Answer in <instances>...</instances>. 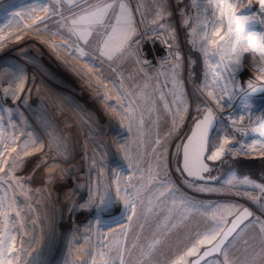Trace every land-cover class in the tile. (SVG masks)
I'll list each match as a JSON object with an SVG mask.
<instances>
[{
  "label": "rangeland",
  "instance_id": "374dc122",
  "mask_svg": "<svg viewBox=\"0 0 264 264\" xmlns=\"http://www.w3.org/2000/svg\"><path fill=\"white\" fill-rule=\"evenodd\" d=\"M232 2L260 8V0ZM217 3L220 0H211V6L209 0H48L51 11L37 8L29 15L36 0H0V60L23 39L1 42L20 25L23 28L22 21L28 18L27 30L43 34L52 49L109 95L101 102L108 103L115 116L111 131L115 138L97 135L94 141L89 122L94 121L102 134V120L93 106L70 101L87 122H74L68 111L74 128L87 136L82 139L85 146L72 144L71 134L50 116L47 105L13 74L27 79L28 70L23 67L19 75L14 66L0 67V235L10 230L14 238L5 264H82L89 259L85 252L89 248L93 264H173L181 257L190 264L243 207L254 209L264 196V137L252 131L264 128L260 123L264 112L258 110L264 104V90L254 91L264 76V35L257 31L241 38L253 41L251 45L236 43L235 25L229 32L224 9L217 10ZM121 4L131 16L133 31L109 60L101 55L103 41ZM105 5L111 7L103 23L93 25L86 40L70 30L74 19ZM33 39L29 34L24 40ZM186 41L195 44L202 64L199 76ZM225 86L234 99L231 107L221 108L216 93ZM245 104L252 106L251 112ZM208 107L217 118L213 134L218 126L223 130L222 139L210 150L212 134L207 154L211 167L207 175L215 179L201 182L183 172L181 152L194 121ZM234 109L238 111L230 116ZM221 146L220 157L208 159ZM242 156L253 157L256 164L241 168V173L229 170L227 163ZM219 159L222 164H216ZM129 201L135 209L125 208ZM221 218L219 235L211 243L199 244ZM250 222L221 254L201 264H264L250 253L244 256L248 259L230 256L228 249ZM241 242L239 246L250 252V242L244 238ZM194 244L198 251L187 255Z\"/></svg>",
  "mask_w": 264,
  "mask_h": 264
},
{
  "label": "bare ground",
  "instance_id": "6f19581e",
  "mask_svg": "<svg viewBox=\"0 0 264 264\" xmlns=\"http://www.w3.org/2000/svg\"><path fill=\"white\" fill-rule=\"evenodd\" d=\"M27 19L22 21V23H24L23 28L20 25L18 31L15 32L11 38L3 40L1 42L2 45H7L11 42H14L13 40H17L20 37H22L23 39H21L22 41H15V46H12L11 49L3 52V54L1 55L3 56V58L0 60V67L8 69L9 66L13 69L14 66L18 69L19 75L21 74V70L23 69V67H25L24 71L28 70L30 77L27 79H23L21 76L18 77L16 72H14L13 74L16 75V77L20 79L22 83H28L27 85L30 86L29 89L34 92V98L38 102L41 101L47 105V108H49L51 110V113L53 114H50V116H53L54 120H56L55 117H57V121L61 123L63 130H66L68 134H71L72 144L77 145L79 142H81L85 146V143L82 139L85 140V138L87 137L84 135V133H82L83 131L77 130V128L75 129V125L72 122H76V120L85 123L87 122L85 119H83L82 121L79 115L75 113L74 107H72L71 103H69L70 101H78L81 106H93L95 113L102 120L103 126L105 127V131L102 132V134L94 121L89 122V125L92 127L90 130L94 133L92 134V138H94V141L97 138V135L103 137V139H107L108 136L109 138H115V136L111 132L115 128L112 122V120L114 121L115 119V116H113L114 111L109 107V105H107L108 103L101 102L105 97H109V95L103 92L100 86L97 85L96 81L86 72H84V70L82 71L78 66H76L72 61L68 60L56 49V51L54 50V48L52 49V47L44 41L43 34L39 33V35L36 32H31V29L27 30L25 27L28 25ZM29 34H32L34 37L31 42H28L29 40H24L28 37ZM5 64H7L8 66H6ZM256 83L258 86H255L256 84L254 85L256 87L255 90H264V76H260V79L258 78V81H256ZM36 100L34 101L36 106L44 110V108L39 105L40 103H36ZM68 111H72L74 115L73 121L72 118L67 115ZM68 121H71V123L69 124ZM85 123L83 125L86 127ZM43 140L44 139L41 136L40 141L42 142ZM56 191H54V193H56ZM52 202L54 203L55 200ZM70 225L73 228L74 223L72 222ZM73 231L71 234L73 235L74 242L75 233H73ZM87 245H85L84 249L87 248Z\"/></svg>",
  "mask_w": 264,
  "mask_h": 264
},
{
  "label": "snow or ice",
  "instance_id": "6c2138e0",
  "mask_svg": "<svg viewBox=\"0 0 264 264\" xmlns=\"http://www.w3.org/2000/svg\"><path fill=\"white\" fill-rule=\"evenodd\" d=\"M48 0H36V8H30L29 15L31 12L35 11L37 8L45 11H51L47 7ZM209 6H211V0H209ZM111 7V5H105L103 8H95L92 11L85 12L84 15H81L72 21V29H70L74 34H79L80 39L86 40V36L90 34V30L93 25L102 24L103 16L106 14V9ZM217 10H220L223 7L224 11L221 13L222 16L226 17L228 21V30L229 32L233 31V25H235V35H236V43H248L251 45L253 41L251 40H241L242 37H247L251 33L259 31L262 35H264V0H260V8L257 10L252 4H248L244 7H241L239 3L232 2V0H220V3L215 5ZM121 13L118 15L115 20V25L112 26L111 33L108 35L107 39L103 41L104 50L101 52V55L106 56L109 60L116 55L126 43L129 33L133 31L131 16L127 11L125 5L121 4ZM228 9H232V12H228ZM238 10V11H237ZM215 15V12L213 13ZM223 23V21H221ZM223 39V38H221ZM233 52L235 53V47H233ZM83 55V53H82ZM239 63V61H237ZM256 91V90H254ZM212 95V93H210ZM234 99V95L229 92V89L225 87H221L219 91L216 93V104L223 107H231L232 101ZM244 109L248 112L252 111V106L245 104ZM258 110L264 112V104L259 105ZM235 111L238 109H234L232 113L229 115H234ZM243 117L241 116V119ZM213 114L211 110L205 119L197 124V131L193 132V137L189 138V144L193 143V138L196 141L197 148V160H200V157L203 156L205 143L208 139V129L212 126L213 122ZM223 119V117H221ZM235 123V120H233ZM260 123L264 125V118H261ZM252 131H258V134L261 137H264V128L261 129H252ZM248 133H244L247 135ZM223 146H221L214 155L209 156L208 159H218L222 154ZM241 151H243V145H241ZM186 160L188 147H185ZM201 166L206 170V165L202 164V160L200 161ZM0 207H3V202L0 201ZM125 208L135 209V204L131 201L125 204ZM6 217L8 213L4 214ZM251 215L245 210V213L241 215V217L237 218L236 221L232 222V227L228 229L227 232L223 233V236L219 240L217 244H215L209 251L204 253V256L207 257L211 255L213 252L221 251V247L224 245L228 236H230L240 223L243 222V219L247 218V216ZM223 222V218H221V222L217 223V226L211 229L208 233L204 235V238L198 241L199 244H204L205 242L211 243L212 240L219 235L220 224ZM13 237L10 235V230H6L2 235H0V256L4 259H0V264H5L7 261L10 252L9 247L13 243ZM198 251L197 245H193L191 249H189L187 255L192 256L195 255ZM89 259H86L82 262V264H93L94 256L93 250L91 248L85 250ZM101 256L105 254L103 252L100 253ZM173 264H187L183 257H181L178 261H174ZM193 264H198V262H193Z\"/></svg>",
  "mask_w": 264,
  "mask_h": 264
},
{
  "label": "water",
  "instance_id": "95a60500",
  "mask_svg": "<svg viewBox=\"0 0 264 264\" xmlns=\"http://www.w3.org/2000/svg\"><path fill=\"white\" fill-rule=\"evenodd\" d=\"M210 110H211V112L213 114L214 119H213V122H212V126L208 129V139H207V142L205 143L203 156L200 157V160H197V148H196L195 138H193V143L191 145L189 144V138L193 137V132L197 131V127H196L197 124L202 122L205 119V117L208 115ZM216 124H217L216 113H215L213 108L208 107L204 111V113L194 121L189 134L187 135V137L185 138V140L183 142L182 152H181V168H182L183 172L187 175V177L190 178V179L201 181V182H210V181H213L215 179L214 177H211V176L207 175V173H208V171L210 169V165H209V163L207 161V154L209 152L210 139H211L213 131H214L215 127H216ZM186 146L188 147L187 160H186V153H185V147ZM201 160H202V164L206 165V170H204V168L201 166V163H200ZM245 210H247V212L250 213L251 215H249V216H247V218L243 219V222L239 224V226L236 228V230L230 236H228V238L225 241L224 245L221 247V251L213 252L211 255L205 257L204 253L206 251H209L215 244H217L219 242V240L223 236V233L227 232L228 229L232 227V222L236 221L237 218L241 217V215L243 213H245ZM252 216H253L252 210L249 207H243L230 220V222L224 228V230L222 231L220 236L211 245H209L206 248H204L200 252L199 255L194 257L191 260L190 264H193V262H198V264H201L202 262H204L208 258H210L212 256H215V255L221 254L222 250L224 249L225 245L229 242V240L235 235V233L241 228L242 225H244L248 220H250L252 218Z\"/></svg>",
  "mask_w": 264,
  "mask_h": 264
},
{
  "label": "crops",
  "instance_id": "0c3cea01",
  "mask_svg": "<svg viewBox=\"0 0 264 264\" xmlns=\"http://www.w3.org/2000/svg\"><path fill=\"white\" fill-rule=\"evenodd\" d=\"M257 206V210H255ZM254 209H251L253 216L251 222L247 228L244 229L243 236L239 241H234L233 245L230 246V256L237 255V259H244L247 253L252 254L254 260L264 261V196L258 198L257 204ZM247 223V222H246ZM246 223L244 225H246ZM242 225L241 228L244 226ZM240 228V229H241ZM239 231V230H238ZM244 238L247 242H250V252H247V248L244 249L242 246L243 242L241 239ZM234 248L236 250H234ZM234 250V251H233ZM248 259V258H247Z\"/></svg>",
  "mask_w": 264,
  "mask_h": 264
},
{
  "label": "trees",
  "instance_id": "16d2710c",
  "mask_svg": "<svg viewBox=\"0 0 264 264\" xmlns=\"http://www.w3.org/2000/svg\"><path fill=\"white\" fill-rule=\"evenodd\" d=\"M186 1H188V3H189V0H186ZM185 43H186V46L188 47L189 56L193 59V62H194V67H195L194 72L199 76V75H201V72H202V70H201L202 64H201V61L199 59V56L197 55V51L194 48L195 44L192 43V41H190V43L188 41H186ZM196 74H194V75L197 76ZM198 99H200V98H198ZM221 129L223 130V127H221V126H218L216 128L215 133L212 136V143H211L210 150H212L215 140L217 142H219L222 139L220 137V133L222 132ZM217 162L219 164H222L223 159H219L218 161H216V164H217ZM254 164H256V163H255V159L253 157L246 158L243 156H242V158H239L237 160H233L232 162L229 161V163H227L229 170H231L232 172H235V173L236 172H239V173L243 172V170L241 168L251 169V167L254 166ZM237 166H238V168H237Z\"/></svg>",
  "mask_w": 264,
  "mask_h": 264
},
{
  "label": "flooded vegetation",
  "instance_id": "af4514ba",
  "mask_svg": "<svg viewBox=\"0 0 264 264\" xmlns=\"http://www.w3.org/2000/svg\"><path fill=\"white\" fill-rule=\"evenodd\" d=\"M211 171V167H210V169H209V171L208 172H210ZM208 174V173H207Z\"/></svg>",
  "mask_w": 264,
  "mask_h": 264
}]
</instances>
